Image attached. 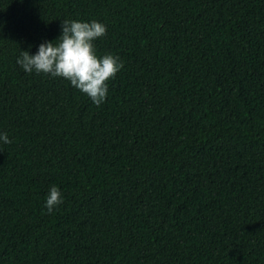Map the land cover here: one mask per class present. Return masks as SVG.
Here are the masks:
<instances>
[{
    "label": "trees",
    "instance_id": "obj_1",
    "mask_svg": "<svg viewBox=\"0 0 264 264\" xmlns=\"http://www.w3.org/2000/svg\"><path fill=\"white\" fill-rule=\"evenodd\" d=\"M64 19L123 61L100 106L16 64ZM0 131V264H264V0H0Z\"/></svg>",
    "mask_w": 264,
    "mask_h": 264
},
{
    "label": "clouds",
    "instance_id": "obj_2",
    "mask_svg": "<svg viewBox=\"0 0 264 264\" xmlns=\"http://www.w3.org/2000/svg\"><path fill=\"white\" fill-rule=\"evenodd\" d=\"M106 33L107 25L99 20H61L60 35L55 40H43L34 53L31 45L27 50L20 48L16 64L26 73L64 78L100 106L109 94L108 81L123 68L118 55L97 52L95 41ZM9 143L8 134L0 131V144ZM63 200L59 186L51 185L44 207L51 213Z\"/></svg>",
    "mask_w": 264,
    "mask_h": 264
}]
</instances>
